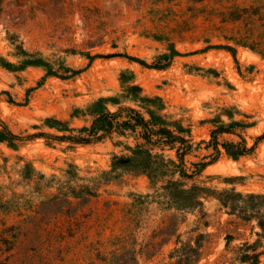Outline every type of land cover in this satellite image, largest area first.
<instances>
[{"label":"rangeland","instance_id":"1","mask_svg":"<svg viewBox=\"0 0 264 264\" xmlns=\"http://www.w3.org/2000/svg\"><path fill=\"white\" fill-rule=\"evenodd\" d=\"M255 1L0 0V122L23 138L16 148L0 143L1 230L20 225L26 214L21 209L24 198L35 204L45 200L25 179L27 168L47 181L63 178L70 167L82 178H98L112 169L115 156L131 155L136 145L132 139L73 146L28 137L61 136L45 126L48 118L82 128L86 120L72 117L74 112L100 99L107 100L112 111L118 108L114 102L139 108L130 93L133 86L141 88L142 96L160 98L162 114L191 129L194 150L186 157L187 166L208 164L195 183L209 190L201 212L164 213L152 205L130 241L118 244L123 211L132 195L154 192L147 178L127 174L103 187L100 198L83 210L86 218L76 227L78 234L69 241L64 260L32 262L18 242L12 253H0V264H105L102 260L115 251L126 255L125 260L128 251L135 252L138 264H175L172 255L183 244L200 246L191 264H250L237 260L246 243L261 254L258 264H264V200L248 198L264 196V143L253 157L234 161L222 156L215 162L209 157L213 150L203 143L210 141V120L221 115L225 124L231 122L225 110L234 113L233 121L248 124L242 137L249 147L264 134V58L242 47H236V59L226 50L207 49L229 43L218 33H205L208 24L194 11ZM124 56L149 66H169L151 69ZM225 139L240 141L235 136ZM166 155L176 158L175 152ZM229 204L255 205L263 219L234 214ZM170 218L179 221L170 241L162 244L163 221Z\"/></svg>","mask_w":264,"mask_h":264},{"label":"trees","instance_id":"2","mask_svg":"<svg viewBox=\"0 0 264 264\" xmlns=\"http://www.w3.org/2000/svg\"><path fill=\"white\" fill-rule=\"evenodd\" d=\"M194 11L197 17L204 16V22L208 24L204 29L205 33H218L219 37L229 43L209 46L207 49L226 50L236 59V47H242L264 58V0H256L248 6L233 5L225 10L213 8L206 11L194 8ZM124 57L151 69L163 70L169 66V62L149 66L136 58ZM49 73L57 76L52 74L53 72ZM130 93L133 102L139 105V108L121 106L120 103L114 102L118 108L112 111L108 101L100 99L92 102L85 109H77L74 112L72 117L86 120L87 125L82 128L72 129L67 122L48 118L45 120V126L60 133L61 136L40 133L28 137L30 140L43 137L49 141L69 143L73 146L125 138L132 139L136 145L130 148V156H115L112 169L98 178H82L76 167H70L63 178L54 177L47 181L44 175L35 177L33 170L27 168L25 179L34 183V193L45 200L35 204L32 200L24 198L21 209L26 214L23 215L24 219L20 225L18 227L4 225L5 228L0 229V253H12L17 248L18 242H21L24 255L32 262L37 259L55 261L63 257V254L69 251V241L78 234L76 227L84 223L83 218L86 216L82 213L83 210L94 199L100 198V190L103 187L127 174L147 178L154 192L132 195V203L123 211V237L116 240L118 244L130 241L141 216L148 213L152 205H157L164 213L172 210L177 213L202 211V200L209 190L197 185L195 181L208 164L198 163L191 164V167L187 166L186 157L194 150L191 129L162 114L165 106L160 98L142 96L141 88L138 86H133ZM225 113L231 121L229 124H225L221 115L209 121L212 126L210 141L203 143L207 145L208 150H213L209 156L211 162L219 160L222 156L234 161L253 157L259 145L264 143V134L255 138V144L249 147L242 137V132L248 128V124L233 121L232 111L225 110ZM0 126L3 129L0 132V143L16 148L17 143L23 138L15 135L4 122H0ZM226 136L238 137L240 141L227 140ZM166 152H175L176 158L166 155ZM51 190H56V193H50ZM239 196L244 199L242 195ZM248 198L264 200V196L261 195H251ZM229 205L234 214L240 212L245 217L249 214L261 215L260 219H263V215L259 212L260 208L255 205L247 204L244 208L238 204ZM109 207L110 205L107 204V208ZM173 218H177L176 215ZM178 221H173L171 218L163 221L166 228L162 231V236L165 237L162 244L170 241V237L173 236L171 234L173 225ZM260 225L264 230V220ZM122 249L125 250V247ZM199 250V245L193 247L190 244H183L172 255L177 258L175 264H191L199 257ZM45 251L48 253L47 256H44ZM127 254L130 258L125 260L126 255L119 256L115 251L110 253V258L105 257L102 261L105 264L131 262L138 264L135 252L128 251ZM260 256L254 246L246 243L238 250L237 260L242 263L258 264Z\"/></svg>","mask_w":264,"mask_h":264}]
</instances>
